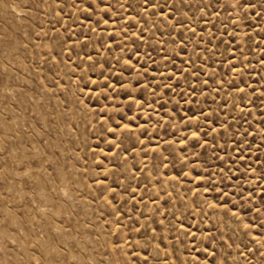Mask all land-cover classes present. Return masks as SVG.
Masks as SVG:
<instances>
[{
	"label": "rangeland",
	"instance_id": "374dc122",
	"mask_svg": "<svg viewBox=\"0 0 264 264\" xmlns=\"http://www.w3.org/2000/svg\"><path fill=\"white\" fill-rule=\"evenodd\" d=\"M0 264H264V0H0Z\"/></svg>",
	"mask_w": 264,
	"mask_h": 264
}]
</instances>
